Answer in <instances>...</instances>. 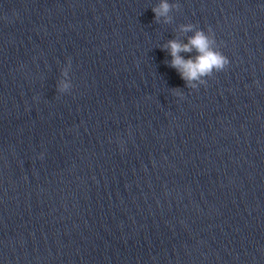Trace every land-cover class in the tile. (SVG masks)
<instances>
[{"label":"clouds","instance_id":"9594fccd","mask_svg":"<svg viewBox=\"0 0 264 264\" xmlns=\"http://www.w3.org/2000/svg\"><path fill=\"white\" fill-rule=\"evenodd\" d=\"M179 9V3H170L169 0H159V3L151 8L155 14V22L164 24L173 23L172 12L179 11ZM179 31L184 34L192 33V35L187 37L186 43L179 39H171L162 46V49L167 51L171 57V60L168 61L169 67L177 71L187 88L195 90L200 85H206L207 79L213 77L215 73L224 71L230 61L220 50L210 28L204 30L193 23H186L179 25ZM193 52L195 55L189 58L181 55V53ZM70 69L71 59L69 58L67 65L62 69V78L57 83L59 93H67L72 88ZM172 90L175 96L183 98L184 94L181 88ZM40 158H43V154Z\"/></svg>","mask_w":264,"mask_h":264}]
</instances>
